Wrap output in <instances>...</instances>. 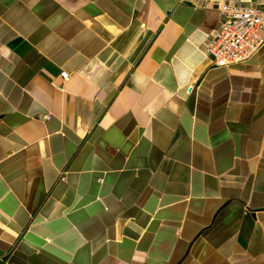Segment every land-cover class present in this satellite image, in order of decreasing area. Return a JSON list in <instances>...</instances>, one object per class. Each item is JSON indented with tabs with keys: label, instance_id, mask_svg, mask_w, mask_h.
I'll return each instance as SVG.
<instances>
[{
	"label": "crops",
	"instance_id": "0c3cea01",
	"mask_svg": "<svg viewBox=\"0 0 264 264\" xmlns=\"http://www.w3.org/2000/svg\"><path fill=\"white\" fill-rule=\"evenodd\" d=\"M227 2L264 6L0 0V264H264V47L215 67Z\"/></svg>",
	"mask_w": 264,
	"mask_h": 264
},
{
	"label": "built area",
	"instance_id": "2783aa9c",
	"mask_svg": "<svg viewBox=\"0 0 264 264\" xmlns=\"http://www.w3.org/2000/svg\"><path fill=\"white\" fill-rule=\"evenodd\" d=\"M220 27L205 50L217 68L240 65L251 60L264 47V6H240L227 2L220 8ZM63 82L69 74H60Z\"/></svg>",
	"mask_w": 264,
	"mask_h": 264
}]
</instances>
